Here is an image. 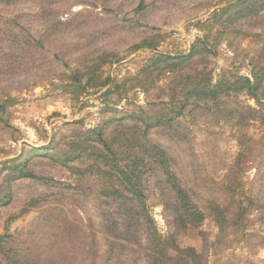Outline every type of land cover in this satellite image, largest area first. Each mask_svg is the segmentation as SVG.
I'll return each mask as SVG.
<instances>
[{
	"label": "rangeland",
	"instance_id": "374dc122",
	"mask_svg": "<svg viewBox=\"0 0 264 264\" xmlns=\"http://www.w3.org/2000/svg\"><path fill=\"white\" fill-rule=\"evenodd\" d=\"M236 2L0 0V264H264V81L197 90L264 78Z\"/></svg>",
	"mask_w": 264,
	"mask_h": 264
},
{
	"label": "trees",
	"instance_id": "16d2710c",
	"mask_svg": "<svg viewBox=\"0 0 264 264\" xmlns=\"http://www.w3.org/2000/svg\"><path fill=\"white\" fill-rule=\"evenodd\" d=\"M257 0H237V2L234 4L235 7L243 8L245 6H251L252 4L256 3ZM259 3L264 4V0H258ZM192 55L189 54L187 58H190ZM180 58H183V56H180ZM208 80H204L203 82H199L198 84V93L202 94L203 96L206 95L209 97V99H215L218 95L219 92L221 91H229L233 87H237L241 85L242 88L247 91L249 95H251L254 99L258 100L259 99V92L261 90V87L263 85L264 78L262 75L258 73L253 74V79L249 77H239L233 84L230 82L227 83L226 86L223 87V83L219 82L218 84L212 86L210 83V78L209 74H206L205 77ZM223 89V90H222ZM181 102V104H180ZM185 109V101H179L178 103L173 106V113L176 116L182 115L183 111ZM23 175H28L29 177H33L32 172L30 171H22ZM120 178L122 181H126V185L129 189H131L133 195H143L142 189H141V184L139 181V178L136 176L135 171H131L130 169L125 171L120 172ZM177 194L180 199V204L181 207L189 213L190 218H188V222L191 225H196L201 221V215L198 209L195 207V205L188 200V198L185 196V194L182 192V189L180 186L177 188ZM185 225V224H184ZM157 248V247H156ZM156 251V249H155ZM181 254H184L186 256H189L191 252L189 251H181ZM181 259V263L183 264L184 262V257ZM162 258H165L164 255V250L161 249L159 250L157 258L154 260V264H166ZM188 258V257H187ZM186 258V259H187ZM191 258V257H189ZM190 264V262H188Z\"/></svg>",
	"mask_w": 264,
	"mask_h": 264
}]
</instances>
